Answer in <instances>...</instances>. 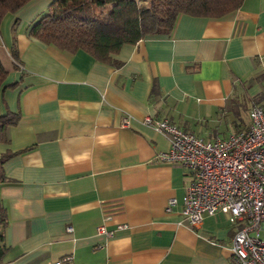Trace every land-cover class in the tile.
I'll return each instance as SVG.
<instances>
[{"label":"crops","instance_id":"1","mask_svg":"<svg viewBox=\"0 0 264 264\" xmlns=\"http://www.w3.org/2000/svg\"><path fill=\"white\" fill-rule=\"evenodd\" d=\"M50 3L31 0L0 23L1 112L20 114L0 142V264H234L227 214L193 226L180 204L167 211L192 173L157 159L170 139L145 118L207 140L247 127L236 105L264 104V0L222 18L181 14L171 33L124 45L120 65L31 36Z\"/></svg>","mask_w":264,"mask_h":264},{"label":"built area","instance_id":"2","mask_svg":"<svg viewBox=\"0 0 264 264\" xmlns=\"http://www.w3.org/2000/svg\"><path fill=\"white\" fill-rule=\"evenodd\" d=\"M249 118L247 128L213 140L168 119L145 118L170 139V147L157 159L181 164L192 173L187 191L181 200L170 198L167 211L180 204L182 217L193 226L202 224L206 215L227 214L236 227L234 264H264V104L253 103ZM98 231L113 233L106 225ZM70 259L66 256L56 264Z\"/></svg>","mask_w":264,"mask_h":264},{"label":"trees","instance_id":"3","mask_svg":"<svg viewBox=\"0 0 264 264\" xmlns=\"http://www.w3.org/2000/svg\"><path fill=\"white\" fill-rule=\"evenodd\" d=\"M31 0H0V23L11 12H16ZM244 0H56L30 29V35L46 44L76 53L84 50L97 61L120 65L114 58L126 44H136L148 34H169L181 14L222 18L237 10ZM19 63L16 45L11 51ZM8 70L0 59V90ZM253 99L246 98L236 105L240 120L249 114ZM19 113L1 112L0 142L8 141V130L16 125ZM249 126V125H248ZM247 126V127H248ZM244 127L243 129L247 128ZM241 129V130H243ZM239 130V131H241ZM11 154H5V160ZM4 178V177H1ZM7 214L0 206L2 241ZM6 247H0V260Z\"/></svg>","mask_w":264,"mask_h":264},{"label":"rangeland","instance_id":"4","mask_svg":"<svg viewBox=\"0 0 264 264\" xmlns=\"http://www.w3.org/2000/svg\"><path fill=\"white\" fill-rule=\"evenodd\" d=\"M54 1H56V0H51V3H53ZM50 3V4H51ZM49 4V5H50ZM5 66V65H4ZM225 130H223L222 132H220V137H225L226 135H225ZM201 135H204L205 137H208L209 138V136H207V134H201ZM211 138V137H210Z\"/></svg>","mask_w":264,"mask_h":264}]
</instances>
